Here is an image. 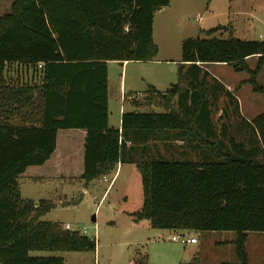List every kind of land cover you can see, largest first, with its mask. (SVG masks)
Listing matches in <instances>:
<instances>
[{
	"label": "trees",
	"instance_id": "1",
	"mask_svg": "<svg viewBox=\"0 0 264 264\" xmlns=\"http://www.w3.org/2000/svg\"><path fill=\"white\" fill-rule=\"evenodd\" d=\"M169 2L14 0L9 14L0 17V264H64L30 253L95 252L94 239L41 221L54 207L50 201L20 196L19 176L49 160L60 130L86 133L80 177L85 188L113 174L121 150L126 142L132 146L133 138L146 143L157 138L153 133L176 131V139L202 145L215 161L135 164L142 206L131 217L174 233L232 232L236 264H248L246 233H264V113L248 126L252 134L242 131L243 142L230 140L228 149L218 142L222 149L215 150L204 140L214 135L205 81L197 80L201 73L208 76L205 65H226L246 73L252 91L264 95V86L256 82L264 67V41L232 35L182 41L181 63L189 66L191 81L176 106L174 87L165 95L151 87L146 101L158 100L165 113L122 114L120 130L108 126L107 63L153 61L158 54L153 17ZM255 56L256 67L250 70L245 60ZM13 66L30 69L32 80L7 77ZM188 264L200 263L195 257Z\"/></svg>",
	"mask_w": 264,
	"mask_h": 264
},
{
	"label": "rangeland",
	"instance_id": "2",
	"mask_svg": "<svg viewBox=\"0 0 264 264\" xmlns=\"http://www.w3.org/2000/svg\"><path fill=\"white\" fill-rule=\"evenodd\" d=\"M12 2L14 0H0V17L9 14ZM216 28L220 30L206 35V32ZM259 33H264V0H170L169 5L157 10L153 17L152 40L158 48L155 62H126L123 67L120 63L111 62L107 66L109 124L115 125L122 114L127 113H165L163 108L151 109L158 106V100L153 99L154 106L146 101L147 91L151 87L160 95H165L174 87L177 95L171 101L176 106L178 96L189 90L188 83L191 81L189 66H182L181 63L182 41L222 40L230 35L249 40L253 37L256 39ZM248 65L254 69L256 63L249 61ZM204 71L208 76L201 73L197 81H205L204 94L209 102V120L214 135L211 138L205 136L204 140L212 144L215 150L222 149L218 142L228 149V141L240 143L244 140V133L252 134L248 126L255 117L264 113V95L252 91L246 73H235L229 66L211 64ZM214 79L221 84L232 85L229 92L232 98L226 96L224 89L221 91ZM122 82L126 95L135 96L138 93L134 100H126L130 103L123 106L119 94ZM256 82L264 86V67ZM121 107L123 113L119 114ZM180 116L184 120L187 118L184 113ZM153 134L157 138L162 136ZM163 134L167 137V157L164 154L155 157L156 150L160 152L159 146L146 154L144 148L149 140L145 143L137 135L128 134L136 139L131 140L132 146L126 145V142L121 150L119 174L102 200L108 185L101 182H93L85 188L84 195L83 187L78 184L62 186L67 196L65 204L60 196L51 201L45 197L47 191L59 188V184H23L22 198L55 202L41 221L62 227L68 224L69 230L79 233L85 229L83 235L96 242L94 253L32 252L30 256L60 258L64 264H188L195 257L200 264H236L235 235L232 232H193L188 238L195 237L198 245L194 249L184 250L180 241H171V237L181 233L151 229L145 220L132 223L131 215L139 212L142 206L141 180L135 164L151 161H215L202 145L187 137L176 139V131H165ZM176 149L183 150V153ZM93 215L95 222H92ZM246 237L248 264H264V233L248 232Z\"/></svg>",
	"mask_w": 264,
	"mask_h": 264
},
{
	"label": "crops",
	"instance_id": "3",
	"mask_svg": "<svg viewBox=\"0 0 264 264\" xmlns=\"http://www.w3.org/2000/svg\"><path fill=\"white\" fill-rule=\"evenodd\" d=\"M152 34H153V28H152ZM246 41H264V33H259L257 35L256 39H255V37H253V38L246 40ZM257 60H258V57H256V56L247 58L245 60L247 66L250 70H253V69H251L249 67V65H248L249 61H253L254 64L255 63L257 64ZM152 62H155V60H153L149 63H152ZM109 63H111V62H108L107 66ZM125 64H126V62H124L121 66L123 67ZM206 67H207V65L204 66V69ZM255 67H256V65H255ZM6 76L11 77L12 79H18L21 82H30V80H32L31 70L27 69V68H22L19 66H13L12 68H10L9 73ZM214 81L219 86H221L225 91L230 92V90H231L230 87L232 85L221 84L216 79H214ZM107 92H108V90H107ZM119 94H120V103L122 104L121 106H123L126 103H130L126 100L121 99V95H126V93L123 91V82L121 83V88H120ZM136 94H138V93L136 92ZM154 105H156V104H154ZM154 105L152 103V106H154ZM153 108L163 110L162 107L160 108L158 106L157 107H151V109H153ZM122 113H123V110L121 107L119 114H122ZM120 124H121V119H118V121L115 125L109 124V121H108L109 127L119 129V130H120ZM159 135H162V136L158 137L154 140L149 139L147 146L144 148V151L147 154L151 149H155L154 148L155 146H159V147H161V149L159 148L160 152L155 149L157 151L155 157H157L158 155H163V154H164V156L167 157V156H169L168 155L169 152H166V148H165V146L168 145V143L166 142L167 137L162 132L159 133ZM85 136H86V133L83 130H60V131H58L56 133V137H55V150L52 153V155L50 156L49 160L46 161L41 166L27 168L24 171V173L19 176L18 183H19V190H20L21 198H22L21 187L23 184H26V183H32V184H36V185H38L40 183L41 184H59V186H58L59 188H52L51 191H47V193H45V197L49 198V200L51 201L52 198H54L56 196H60L63 199L62 202L64 204L67 203V196H66V194H64V191L61 189L62 186H67V185L72 186L74 184L75 185L78 184L79 186L83 187L84 191H83L82 195H84L85 194V187H84L83 181L80 180V177L83 173V154H84L83 146H84ZM164 136H165V138H164ZM126 145L130 146L128 143ZM176 151L183 153V150L176 149ZM118 174H119V164L116 166V169L114 170L113 174L108 176L109 181L113 180V182H114V180L116 179ZM92 183L93 182L88 184V186L86 188H88ZM101 183H103V182L101 181ZM107 185L108 186H107L101 200L103 199L106 192L112 186V185L109 186V184H107ZM22 199L31 200V199H27L26 197H23ZM62 199H60V200H62ZM60 200H58L57 202L61 203ZM31 201H33V200H31ZM39 201H45V199H38V201H33V202H39ZM52 204L55 205V202H52ZM93 217H94V221H95L96 220L95 216L93 215ZM132 223L135 224L133 219H132ZM65 225H68V224H64L63 226H65ZM131 230L133 231V229H131ZM181 234L186 235L188 237L191 233H181ZM197 245H198V242L194 245L186 244V245H183V249L184 250L194 249Z\"/></svg>",
	"mask_w": 264,
	"mask_h": 264
},
{
	"label": "built area",
	"instance_id": "4",
	"mask_svg": "<svg viewBox=\"0 0 264 264\" xmlns=\"http://www.w3.org/2000/svg\"><path fill=\"white\" fill-rule=\"evenodd\" d=\"M137 95L138 94H135V96H137ZM135 96L121 95V99L132 101L135 99ZM102 182L105 184H109V186H110V185H112L113 180L109 181V178L107 176H105L102 178ZM98 205H99V203H98ZM63 229L69 230L70 227L68 225H65V226H63ZM84 232H86L85 229H83L81 233L84 234ZM171 241H174V242L180 241L182 245H186V244L194 245L198 242V240L195 237L194 238H188L186 235H182V234L171 237Z\"/></svg>",
	"mask_w": 264,
	"mask_h": 264
},
{
	"label": "water",
	"instance_id": "5",
	"mask_svg": "<svg viewBox=\"0 0 264 264\" xmlns=\"http://www.w3.org/2000/svg\"><path fill=\"white\" fill-rule=\"evenodd\" d=\"M160 10H161V9H158V11H160ZM92 222H95V221H94V217H92Z\"/></svg>",
	"mask_w": 264,
	"mask_h": 264
}]
</instances>
